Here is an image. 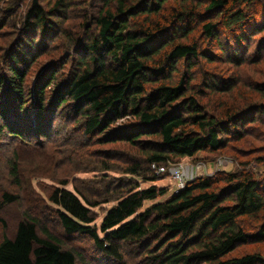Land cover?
<instances>
[{"label":"trees","instance_id":"1","mask_svg":"<svg viewBox=\"0 0 264 264\" xmlns=\"http://www.w3.org/2000/svg\"><path fill=\"white\" fill-rule=\"evenodd\" d=\"M10 2L8 11L14 12L15 0ZM94 2L98 10L82 22L87 31L81 34L66 20L70 0L30 1L4 60L6 74L0 75V143L13 141L16 149L50 140L63 120L71 142L126 140L143 152L119 167L103 162L95 171L120 168L151 184L142 188L139 180L115 179L93 192L83 180L73 190L65 187L69 179L60 181L46 189L57 207L60 236L30 211L9 235L2 212L20 201L16 189H25L14 150L8 162L14 188L0 182V264H87L63 239L72 236L90 237L115 257L124 244L146 248L132 264H264L257 251L239 252L264 244V176L252 170L197 177L143 209L169 191L152 183L168 175L171 162L221 151L242 137L248 117L264 111V91L257 98L253 91L236 97L235 75L207 67L224 55L235 65L249 63L252 41L264 61V0ZM58 36L64 38L59 45ZM50 52L27 91V73ZM180 63L187 70L177 76ZM124 117L134 121L113 130ZM110 203L100 226L94 224V208Z\"/></svg>","mask_w":264,"mask_h":264},{"label":"rangeland","instance_id":"2","mask_svg":"<svg viewBox=\"0 0 264 264\" xmlns=\"http://www.w3.org/2000/svg\"><path fill=\"white\" fill-rule=\"evenodd\" d=\"M10 1L12 0H3L0 2V24L2 23L0 25V75H3L2 72L6 74L4 68H6L7 63L4 60L6 61L8 50L16 42V37L20 31L21 20L24 21L31 0H15L14 12L8 11V7L14 2ZM95 1L100 3V0ZM41 2L45 4L48 0H41ZM70 2L71 8L66 20L70 26L77 24L76 28L81 34L85 33L87 28L83 29L82 22L87 20V16H93V13L98 10V5L94 0H70ZM91 25L94 26V23ZM193 35L194 33H191L190 36ZM58 38L55 44H62L64 38L62 36H58ZM54 41L55 39L50 40L51 44ZM256 48L257 43L255 41L250 42L249 52H253L254 56L252 59L247 60L249 63L235 65L230 61H225L224 58L226 55H224L223 59L217 56L213 63L207 65L208 68L215 69L221 73L235 75L236 81L238 82L234 84L238 89L235 95L236 97H239L241 93L243 97V95L248 94L247 92L252 93L253 91V96L257 98V96L262 95L260 90L264 91V79L261 81V78L264 76V61L259 60L258 56L255 55ZM51 52L43 55L37 65L27 73L24 81V86L27 91L31 90L37 73L42 66L48 60H51ZM216 52H218L217 49ZM67 66L69 67V64ZM178 67L180 69L177 76H180L187 70V67L183 63H180ZM133 121L134 118L132 117H124L117 122L113 130H118ZM65 126V121L62 120L55 127L52 139H40L37 144H15L16 149H14L13 141L7 145L3 142L0 143V182L2 188L14 185L13 177L9 173L11 167L8 166L9 160L13 157L14 150L18 151L16 153L20 166L19 173L21 182L25 186L24 189L20 185L19 190L16 189L15 191L19 195L20 201L8 205L2 212V217L6 221L5 228H7L6 231L9 235L15 233L18 223L26 214L25 211H30L29 213L31 215L38 217L53 233L59 235L60 225L56 220L55 213L57 207L48 200L46 189L53 185H58L60 181L69 179L70 183L65 187L70 190H73V184L81 188L85 183L87 188L93 192H96L97 189L99 191L105 190L106 185L115 179H136L139 180L142 188L151 184L143 182L137 176L120 172V168H118V171L94 170L97 166H103V162L107 161H110L112 164L115 162V166L119 167L120 164L122 166L125 162L124 160H132L133 158L131 157L133 156L140 157V154L143 153L142 150L137 149L130 143H126V140L118 139L109 141L93 139V142L87 145L71 142L67 140L66 133L69 128L66 127L64 129ZM245 129L241 138L233 137L228 145L219 152H201L194 158L185 159L178 163L171 162L168 167V175L152 183L157 187H167L169 191L163 196H158L154 200L147 201L143 209L152 203L166 201L174 195L177 181L173 179L170 170L180 164H189L184 169L187 182L197 177L214 175L217 171L230 172L239 169L252 170L258 173V175H261V177L264 176V111L258 110L251 117H248ZM144 141L142 139L138 140L140 143ZM63 159L66 160L61 162ZM161 170L164 171L163 168ZM159 173L160 170H157L156 175H159ZM27 178L29 180H27L26 185L24 180ZM82 180L84 181L83 184L81 183ZM26 186L29 187V191ZM10 188H14V186ZM112 205L110 203L100 208H94V212L97 215V220L94 224L100 226L106 212ZM253 222L249 225L254 224ZM2 227L0 223V230H2ZM100 236H104L102 232H100ZM74 237H64L63 239L69 245H73L79 249L78 251L82 252L87 264H132L140 261L146 253V248H143L142 251L138 244H124L122 255L115 257L98 249L90 237ZM250 251H257L264 257V244L247 245L239 248V252L245 253ZM78 264H82L81 260Z\"/></svg>","mask_w":264,"mask_h":264},{"label":"built area","instance_id":"3","mask_svg":"<svg viewBox=\"0 0 264 264\" xmlns=\"http://www.w3.org/2000/svg\"><path fill=\"white\" fill-rule=\"evenodd\" d=\"M188 165L189 164H180L170 170L173 179L177 181L175 193L178 192L180 189H183L186 185L187 180L185 179L184 169L188 167Z\"/></svg>","mask_w":264,"mask_h":264}]
</instances>
